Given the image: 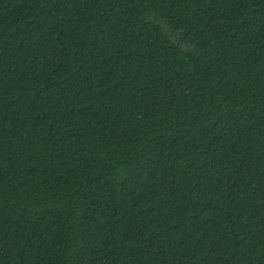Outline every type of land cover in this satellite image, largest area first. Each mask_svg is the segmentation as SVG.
Here are the masks:
<instances>
[{
    "label": "trees",
    "instance_id": "1",
    "mask_svg": "<svg viewBox=\"0 0 264 264\" xmlns=\"http://www.w3.org/2000/svg\"><path fill=\"white\" fill-rule=\"evenodd\" d=\"M0 264H264V0H0Z\"/></svg>",
    "mask_w": 264,
    "mask_h": 264
}]
</instances>
